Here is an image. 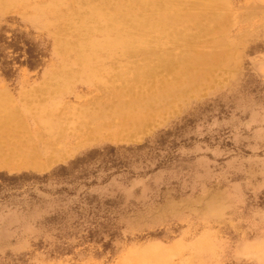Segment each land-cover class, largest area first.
Returning <instances> with one entry per match:
<instances>
[{
    "label": "rangeland",
    "instance_id": "rangeland-1",
    "mask_svg": "<svg viewBox=\"0 0 264 264\" xmlns=\"http://www.w3.org/2000/svg\"><path fill=\"white\" fill-rule=\"evenodd\" d=\"M0 126V264H264V0H0Z\"/></svg>",
    "mask_w": 264,
    "mask_h": 264
},
{
    "label": "bare ground",
    "instance_id": "bare-ground-1",
    "mask_svg": "<svg viewBox=\"0 0 264 264\" xmlns=\"http://www.w3.org/2000/svg\"><path fill=\"white\" fill-rule=\"evenodd\" d=\"M8 123V122H7ZM3 126V125H2ZM18 126V125H17ZM1 127V126H0ZM7 129V128H6ZM16 132V131H15ZM12 133H14V132H12ZM22 137V136H21ZM27 137V136H26ZM26 141V140H25ZM9 142V141H8ZM23 142V141H22ZM13 144V143H12ZM23 145V144H22ZM21 145V146H22ZM3 147H4V145H3ZM10 148H12V147H10ZM18 148H20V147H18ZM18 148H17V150H18ZM14 149V148H13ZM13 149H12V151H13ZM21 149V148H20ZM5 150V149H4ZM15 153H17V152H15ZM5 154V153H4ZM11 156V155H10Z\"/></svg>",
    "mask_w": 264,
    "mask_h": 264
},
{
    "label": "trees",
    "instance_id": "trees-1",
    "mask_svg": "<svg viewBox=\"0 0 264 264\" xmlns=\"http://www.w3.org/2000/svg\"><path fill=\"white\" fill-rule=\"evenodd\" d=\"M29 63V62H28ZM29 66L32 68L33 67V65L32 64H29Z\"/></svg>",
    "mask_w": 264,
    "mask_h": 264
}]
</instances>
